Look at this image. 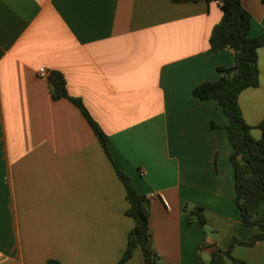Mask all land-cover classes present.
Instances as JSON below:
<instances>
[{"label": "crops", "instance_id": "1", "mask_svg": "<svg viewBox=\"0 0 264 264\" xmlns=\"http://www.w3.org/2000/svg\"><path fill=\"white\" fill-rule=\"evenodd\" d=\"M250 37L264 34V4L241 0ZM217 2L0 0V264H119L134 226L115 169L149 199L160 264H209L232 238L258 233L235 206L228 124L193 90L233 66L210 51ZM58 72L106 135L103 151L82 112L53 100L37 71ZM259 83L238 103L252 136L264 121ZM163 198V199H162ZM203 209L205 227L184 208ZM231 256L264 264V241ZM124 264H145L139 248Z\"/></svg>", "mask_w": 264, "mask_h": 264}, {"label": "trees", "instance_id": "2", "mask_svg": "<svg viewBox=\"0 0 264 264\" xmlns=\"http://www.w3.org/2000/svg\"><path fill=\"white\" fill-rule=\"evenodd\" d=\"M204 1L217 2L222 12V18L212 29L209 38L210 51L214 53L223 50L231 51L233 66L219 68V78L214 82L198 85L194 88L193 95L202 101H217L228 120L225 127L213 124L211 127L224 129L227 133L232 149L229 160L234 172V203L239 211L242 225L258 231L247 242L232 238L226 250H217L212 253L209 264H245L231 256L233 247L236 245L253 247L264 241V121L257 126V129L261 131V138L256 140L252 136L253 128L246 124L242 116L238 98L244 90L258 86V50L264 47V34L250 37L251 16L243 8L241 0ZM261 2L264 4V0ZM47 82L53 100L68 99L82 112L103 151L108 155L106 135L89 115L82 102L68 96L63 75L50 72ZM115 172L126 192V201L129 206L125 215L134 222L119 264L128 262L136 248L140 249L145 264H160L152 245L149 199L135 190L126 174L118 169H115ZM184 213L190 223L197 222L205 227L206 221L202 208L195 207L188 210L185 207Z\"/></svg>", "mask_w": 264, "mask_h": 264}, {"label": "built area", "instance_id": "3", "mask_svg": "<svg viewBox=\"0 0 264 264\" xmlns=\"http://www.w3.org/2000/svg\"><path fill=\"white\" fill-rule=\"evenodd\" d=\"M37 76L39 78H42V79H46L47 80L48 73L46 72V70L44 68H39L38 71H37Z\"/></svg>", "mask_w": 264, "mask_h": 264}]
</instances>
